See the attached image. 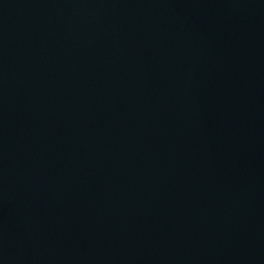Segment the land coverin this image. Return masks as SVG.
Wrapping results in <instances>:
<instances>
[{"label":"water","instance_id":"1","mask_svg":"<svg viewBox=\"0 0 264 264\" xmlns=\"http://www.w3.org/2000/svg\"><path fill=\"white\" fill-rule=\"evenodd\" d=\"M0 264H264V0H0Z\"/></svg>","mask_w":264,"mask_h":264}]
</instances>
